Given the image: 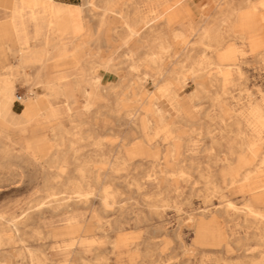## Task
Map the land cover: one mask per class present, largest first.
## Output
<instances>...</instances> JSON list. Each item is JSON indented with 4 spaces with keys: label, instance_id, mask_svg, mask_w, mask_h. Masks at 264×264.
Here are the masks:
<instances>
[{
    "label": "rangeland",
    "instance_id": "374dc122",
    "mask_svg": "<svg viewBox=\"0 0 264 264\" xmlns=\"http://www.w3.org/2000/svg\"><path fill=\"white\" fill-rule=\"evenodd\" d=\"M231 1L236 7L246 2ZM93 2L88 7L78 0L82 22L74 36H65V64L57 67L58 57L48 61L50 80L61 82L69 96L48 95L45 79L34 77L36 66H18V53L7 48L0 55V75L11 74L15 94L0 112V214L21 218L34 210L23 242L10 224L0 223V264H36L37 258L44 264H255L264 256V220L247 204L250 187L264 190V127L255 132L242 111L251 98L264 106V32L258 49L233 34L226 37L230 82L223 84L210 78L215 67L203 63L201 33L223 23L227 0ZM185 3L189 11H183ZM166 4L182 8L180 20L188 26L182 37L174 36L180 23H167ZM12 10V0H0V24L10 21ZM161 24L168 45L163 51L149 33L151 25ZM196 24L200 29H193ZM37 26L43 23L26 25L31 45L42 48L45 39L58 38L44 29L35 39ZM152 52L161 54L170 73L165 81L155 83L153 76L162 74L144 61ZM94 77L101 79L97 88ZM33 90L51 101V114H24ZM154 97L165 121L145 109ZM238 117L245 142L259 138L258 151L244 152L242 138L230 133L238 132L232 126ZM93 138L102 139L108 156L95 166L103 173L99 185L107 205L91 179L83 203L71 189L73 178H81L80 165L95 151ZM37 141L49 151L39 150ZM179 170L186 175L165 172ZM248 170L254 173L244 182ZM256 200L263 211L264 200Z\"/></svg>",
    "mask_w": 264,
    "mask_h": 264
},
{
    "label": "crops",
    "instance_id": "0c3cea01",
    "mask_svg": "<svg viewBox=\"0 0 264 264\" xmlns=\"http://www.w3.org/2000/svg\"><path fill=\"white\" fill-rule=\"evenodd\" d=\"M57 1H60V2H57ZM57 1H55V0H50V1L49 0H12V9L13 10H12L11 19L8 22H4V23L0 24V55L5 56L6 55L5 53L7 52V50H6L7 48L9 50H12L13 52L18 53L19 54L18 66H20L22 68H25L27 66H36V72L34 74V77L45 79V80H43V82L45 83V86L48 89V95H50V96L51 95L52 96H58V95L69 96L66 88L64 87V85L61 82H55V81L50 80L49 75L47 73V68H48L47 63L49 60H51L55 57H58L56 59L58 62L56 66L60 67L61 65L65 64V60H66L65 59L66 58V52H65L66 51V47H65L66 42L64 40L65 36L66 35H69V36L75 35V33L78 31V29H76L75 27H76V25H78L82 22L83 14H82V10L79 8L80 4L78 3V0H57ZM175 1H179V0H175ZM86 4L88 5V7L92 6L90 0H86ZM253 5H255V6L257 5L255 0L253 1ZM64 6L70 7V12H71L70 15H71L73 25L76 24L75 27L74 26L68 27L69 30H68V28L65 29L62 26L57 25L61 22V18L59 16V14L57 13V8L64 7ZM165 6H167V4ZM230 6H231V4H230ZM48 7H49V9H48ZM182 7H183V11H189L191 9L189 4H187V3H185L184 6H182ZM263 10H264V7H259L258 12L254 13V14H246L247 12H244L243 14L242 13L236 14V12H234V14L232 16H230L229 9H228V14H227L226 18L222 17V21L224 20L223 23L218 24L217 26H215L213 28L212 35H211L210 39L207 40V44H208V46H211L212 50L211 51L205 50V52H203L204 53L203 55L211 56L217 64L222 63L224 61L223 58H220L219 51H215L217 46L219 45L218 44V36H216V34L218 33L220 27H223L224 30H225V27L227 29V26L224 27L225 22L234 21L235 19H236V24H237V25H235V28H237L240 33L245 34L247 43L250 44L251 46H254L255 49L262 47L263 43L260 40V36L264 32V19H263L264 17L262 15ZM181 12H182V8L179 10H175V9L170 10L169 9L167 11V13H168L167 22L169 25L174 23V22L180 23L178 28L182 29L184 32V30L187 29L188 26L180 20ZM254 18H255V22H257V23L255 26L251 27V24H252V21ZM28 21L33 22V23L34 22H42L43 23V26H37L35 28V33H34L35 39H37L40 35H42V32L44 29H47L51 33V35L57 36L58 38L52 39V40L45 39L44 45L42 48H37L36 45H31L30 44V40H31L30 36L26 31V25H27ZM56 27H57V29H56ZM192 27L196 28L195 30L200 29L199 25H197V24L192 25ZM204 28L205 27L202 28V32H203ZM56 31L59 32V34ZM184 34H185V32H184ZM16 45H19V48L14 49V46H16ZM60 46L63 48H61ZM261 51H260V53H261ZM263 51H264V48H263ZM33 53H34V55H33ZM39 53H41L42 55ZM23 57H25L24 61H23ZM31 58H33V59H31ZM27 60L30 61L31 65H30L29 61H27ZM145 60L146 59L144 57V61ZM26 62H27V64H26ZM33 62H34V64H33ZM25 74H28V73H25ZM226 80H227V82H230V74L229 73L226 75ZM100 81H101V79L99 77H94L93 81H92L93 86L95 88H97L98 85L100 84ZM161 81H165V78L164 77L163 78L157 77V79L155 80V83H158ZM164 87H168V86L165 85ZM51 88H52V90H51ZM33 94H34L33 97L28 98L24 114L27 116H34V115H37L38 113L51 114L52 108H53V104L51 103V101L48 99H45L44 97H42L40 95H38L37 93L34 92V90H33ZM9 103H10L9 98L2 97L1 98L0 112L4 113L5 111H7L8 107H9ZM32 103L34 106L33 111H31L29 106H28ZM145 109L148 112L157 115L161 121L166 120L165 116H164L163 109L157 103V97L151 98L149 101H147V103L145 105ZM158 110H160L162 112L164 120H162V118L160 117ZM242 114H244V113H242ZM244 115H246L247 119L251 117L247 114H244ZM236 120H239V122L242 126V129H243V120L239 117L236 118ZM234 125H236V123L233 121L232 126H234ZM232 130L233 129H231L230 132ZM103 144H104V142L102 141V139L93 138V141L90 145H94L95 151H92L89 154V156L87 157V159L94 158L96 160L97 157H95L94 154L97 151L98 146L102 147ZM36 147H38L39 150H42L43 153H47V151H49V148H50L49 145L45 144L43 141H37ZM173 148L176 151V148L174 145L172 146V149ZM73 149L75 152H78L80 150V147L73 145ZM242 149H244V152L246 151L245 150L246 147H244ZM258 149H259V147H257V149H254V150L258 151ZM102 156H106L108 158V156L106 154H104L103 152H102ZM107 162H108V160H107ZM261 163H263V162H261ZM97 164H103V163L102 162L101 163L96 162L94 167ZM82 166L85 167V164L80 165V168ZM253 173H254L253 170H248L247 174L244 173L243 176L244 175H245V177L250 176V178H251ZM249 174H251V175H249ZM74 176L77 178L79 177L77 175H74ZM249 180H247V181H249ZM69 181H70V179H69ZM237 181L238 180L235 179V182H237ZM245 181L246 180H244V182ZM85 182H87V181L85 180ZM249 190L252 191V195H251L252 199L249 200L247 206L251 205L254 209L258 210V208L256 206L261 205V204L258 203V200H256V198H257L255 196L256 190H251V189H249ZM253 194H254V196H253ZM262 204L264 205V203H262ZM77 230L79 231V227H77Z\"/></svg>",
    "mask_w": 264,
    "mask_h": 264
},
{
    "label": "bare ground",
    "instance_id": "6f19581e",
    "mask_svg": "<svg viewBox=\"0 0 264 264\" xmlns=\"http://www.w3.org/2000/svg\"><path fill=\"white\" fill-rule=\"evenodd\" d=\"M50 1V0H49ZM253 1L254 0H246V2L244 3V5H241V6H238V7H235L233 4H232V1L231 0H227V2L225 3L226 6L228 7L229 9V14L230 16H232L234 14V12L237 13H244V12H247L246 14H254V13H257L258 12V8L259 7H264V0H255L256 2V6L253 5ZM91 4H93V0H90ZM48 3V2H47ZM231 4V6H230ZM243 4V3H242ZM55 6V5H54ZM165 9H170V5L167 4V6L164 7ZM49 9V7H48ZM56 11V10H55ZM72 11V10H71ZM57 13L59 14L60 18H61V22L57 25L59 26H62L63 28L67 29L68 27H75V25H73V22H72V19H71V15H70V7L68 6H64V7H59L57 8ZM228 14V12H227ZM226 14V16H227ZM226 16H224L226 18ZM158 19V18H157ZM264 19V18H263ZM147 21V19H146ZM127 23V22H126ZM129 23V22H128ZM162 23V22H161ZM166 23V22H165ZM168 23V22H167ZM257 22H255V18L253 19L252 21V24H251V27L255 26ZM148 24V23H147ZM160 24V23H159ZM163 24V23H162ZM161 24V25H162ZM235 25L236 24V19L234 21H230V22H225V26H227V29L225 27V30L223 29V27H220L218 33L216 34V36H218V46L216 48L215 51H219V54H220V58H223V62L222 63H219L217 64L214 59L211 57V56H206V55H203L202 57L204 58V61L203 63H207V65L209 67H215L216 70H214L215 72L212 73V71L210 72L211 76L210 78H212V81H221L223 84L227 82L226 80V75L229 73V71L226 70L227 67H229L230 65L229 64H226L224 63L227 56V54L225 53L227 50L224 49L225 47V44H226V41H227V38L226 37H229L230 35H234L236 36L237 38H239L241 40V42L243 44H248L247 43V40H246V37H245V34H242L239 32V30L237 28H235ZM58 26V27H59ZM80 24L76 25V29H79L80 28ZM74 28V29H75ZM130 29V32L132 35L136 34L137 32L134 31V28L133 27H128ZM213 28L214 27H210V26H207L203 29V32L201 33V37H202V41H201V44L202 45H205L207 46V49L206 50H212L211 46H208L207 44V40L210 39L211 35H212V32H213ZM54 29V28H53ZM57 29V27H56ZM193 29H196V28H193ZM55 30V29H54ZM69 30V28H68ZM61 31V30H60ZM57 32V31H56ZM62 32V31H61ZM59 34V32H57ZM149 33L151 36H153L155 38V40L158 41V44L159 46L161 47L162 51L165 50L168 45H167V42H165V40L163 39L164 36L166 35V31H165V28L163 27V25L161 27H157V26H153L151 25L150 28H149ZM184 35V32L182 29L180 28H177L174 30V36L175 37H182ZM134 37V36H133ZM131 40V39H130ZM61 47V46H60ZM66 47V46H65ZM63 48V47H61ZM171 49V48H170ZM64 50V49H63ZM59 51V50H58ZM57 51V52H58ZM225 51V52H223ZM66 52V51H65ZM264 51H262L260 54H264L263 53ZM63 53V52H62ZM41 54V53H39ZM34 55V53H33ZM32 55V56H33ZM37 55V54H36ZM42 55V54H41ZM230 55V54H229ZM232 55V54H231ZM22 56V55H21ZM20 56V57H21ZM39 56V55H38ZM164 56V55H163ZM262 56V55H261ZM28 57V56H27ZM165 57V56H164ZM233 57V56H232ZM24 58L23 57V61H24ZM65 58V57H64ZM148 59L153 65L154 67L158 70V73L162 74V78L166 76V74H170V73H167V69L164 68L163 66V58L161 56L160 53H155V52H152V53H148L146 56H145V59ZM29 59V58H28ZM33 59V58H31ZM26 61V60H25ZM29 61V60H27ZM33 61V60H32ZM39 61V60H38ZM37 61V62H38ZM21 62V61H20ZM40 62V61H39ZM30 63V61H29ZM202 63V62H201ZM27 64V62H26ZM25 64V65H26ZM34 64V62H33ZM48 64V63H47ZM240 64V63H239ZM31 65V63H30ZM205 65V64H204ZM136 66V65H135ZM183 66V64H182ZM195 67V66H194ZM203 67V66H202ZM211 67V68H212ZM135 69H137V67H134ZM241 68V66H240ZM231 69V68H230ZM211 70V69H210ZM201 71V70H200ZM202 72V71H201ZM174 73V72H173ZM199 73V72H198ZM243 73V72H242ZM149 73L146 72L145 75H148ZM195 74V73H194ZM207 74V73H206ZM171 77V76H170ZM153 78L156 80L157 77L153 76ZM96 79V78H95ZM228 83V82H227ZM232 83V82H231ZM168 86V85H167ZM52 90V88H51ZM51 92V91H50ZM225 92V91H224ZM52 93V92H51ZM252 94V93H251ZM15 96L14 94V87H13V79L11 77V74H8V75H0V106H1V98L2 97H5V98H13ZM35 98V97H34ZM156 101V100H155ZM238 101V100H237ZM30 110L33 111L34 110V106H33V103L28 105ZM36 106V105H35ZM154 108V107H153ZM246 110V111H245ZM244 111H242L244 114H247L249 116H251L250 118H248V121L251 123V125L254 127V130L255 132H258L259 133V130L260 128L264 127V106L262 104H260L259 102L255 101L254 99H250L248 102H247V105H246V109ZM159 114H160V117L162 118V120H164V117H163V114L160 110H158ZM166 119V118H165ZM234 122L236 123L235 126L238 127V132H236L235 130H232L230 133L231 134H234L240 138H242V148L244 147H248L249 149L255 151L254 149H257V147H259V138H256V136H253V138L250 140V142H244L246 137H248V135L244 132V130L242 129V126L239 122V120H234ZM264 130V129H263ZM251 137V136H250ZM99 144V143H98ZM247 144V145H246ZM100 145V144H99ZM176 154V151L174 150L173 148V153L172 155ZM95 157H97V159L95 160L94 158H90V159H86V162L84 163L85 164V167H81L80 168V173H81V178L80 179H76V178H73L74 180H72L73 182H76L77 184L72 186L73 190H75V199L77 201V203H83L85 200H87L89 197H87V195H85L83 189L84 187L87 186V182H85V180L87 179H91L92 181H94L96 184H97V189L99 191V196L101 197L102 199V202L104 203V205L108 204L109 201H108V197L105 195V190H103V188L99 185L102 177H103V173L101 172V168H97V167H94L95 163L98 162V163H107V160L108 158L106 156H102V147L101 146H98V149L97 151L95 152L94 154ZM245 156V155H244ZM123 158V157H122ZM99 159V160H98ZM100 161V162H99ZM124 162V161H123ZM262 162L264 163V158L262 160ZM129 163V162H128ZM162 163L160 162L159 165H161ZM162 169V172L164 171V169L161 167ZM117 172V171H116ZM166 174H170L168 176H175L176 174L180 176H185L186 175V172L183 171V170H179L177 173L175 172H170L168 173L167 171H165ZM248 172V171H247ZM246 172V174H247ZM252 174V173H251ZM249 174V175H251ZM162 175V174H161ZM156 177V176H155ZM160 178V177H159ZM244 178V179H243ZM154 179V178H153ZM175 179V178H174ZM250 179V176H247L245 177V175L243 176L242 175V180H249ZM93 182V183H94ZM102 182V181H101ZM158 182V181H157ZM211 184H213L212 181H210ZM215 183V182H214ZM137 184V183H136ZM134 185V184H133ZM69 186V184H68ZM103 186V185H102ZM159 186V185H158ZM161 186V185H160ZM67 187V186H66ZM91 187V186H89ZM213 187L214 189L217 191V190H221V188L217 185V184H213ZM261 187V186H260ZM259 186H256V187H251L250 189L251 190H256L255 191V196L258 198V199H263L264 200V190L263 189H259L260 188ZM161 188V187H160ZM70 189V188H69ZM107 189V188H106ZM94 190V189H93ZM168 190V189H167ZM166 190V191H167ZM72 192V190H70ZM170 191V190H169ZM168 191V193H169ZM98 194V193H97ZM93 195V194H92ZM63 196V195H62ZM166 198V197H165ZM256 198V199H257ZM68 199V196H63V200L65 203H67L69 200ZM252 199V198H251ZM162 201V200H161ZM63 202V201H62ZM167 202V201H166ZM154 205V204H153ZM229 206H235L233 203L229 202L228 203ZM155 207H159L160 204H155L154 205ZM228 206V207H229ZM249 209H250V212L254 215V216H257V217H260L261 219L264 220V211L262 210H257V209H254L251 205H248L247 206ZM109 208V207H108ZM239 208V207H238ZM39 210V209H37ZM241 210V209H240ZM34 211V210H33ZM33 211H28L26 213V216L25 217H21V218H18V217H8L6 216L5 214H0V223H8L10 224L9 225V228L14 232L15 234V239L19 242H23V236H22V231L23 229L25 228V226L27 225H30V220H31V216H32V212ZM242 212V211H241ZM73 221V220H72ZM215 222V221H214ZM42 228V227H41ZM72 231V230H71ZM42 233V232H41ZM123 234V233H122ZM124 236V235H123ZM0 239L4 240V238L2 237V232L0 230ZM218 239V238H217ZM74 240V239H73ZM77 241H74L72 242L71 244L74 245L76 244ZM2 244V243H0ZM88 244V243H87ZM83 245V244H82ZM67 247V246H66ZM254 263L255 264H264V256H260V258H254L253 259ZM226 262V261H225ZM36 264H44V260L43 259H40V258H37V262Z\"/></svg>",
    "mask_w": 264,
    "mask_h": 264
},
{
    "label": "built area",
    "instance_id": "2783aa9c",
    "mask_svg": "<svg viewBox=\"0 0 264 264\" xmlns=\"http://www.w3.org/2000/svg\"><path fill=\"white\" fill-rule=\"evenodd\" d=\"M22 97H23V96H22L21 94H18V97H17L16 101H17V102H21Z\"/></svg>",
    "mask_w": 264,
    "mask_h": 264
}]
</instances>
